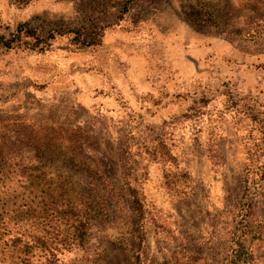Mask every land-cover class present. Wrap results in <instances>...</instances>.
<instances>
[{
	"label": "rangeland",
	"instance_id": "374dc122",
	"mask_svg": "<svg viewBox=\"0 0 264 264\" xmlns=\"http://www.w3.org/2000/svg\"><path fill=\"white\" fill-rule=\"evenodd\" d=\"M263 15L264 0H0V32L55 34L0 45V218L44 212L60 184L95 213L90 250L60 264H224L233 232L264 264V182L241 210L264 148Z\"/></svg>",
	"mask_w": 264,
	"mask_h": 264
},
{
	"label": "trees",
	"instance_id": "16d2710c",
	"mask_svg": "<svg viewBox=\"0 0 264 264\" xmlns=\"http://www.w3.org/2000/svg\"><path fill=\"white\" fill-rule=\"evenodd\" d=\"M259 1V0H258ZM264 16V15H263ZM259 26V25H258ZM37 28L31 26L29 21L19 22L9 32V36L0 32V45L4 48H13L20 44L23 37H32L37 41L49 42L54 37V30H49L47 36L42 38L37 33ZM77 33L76 39L83 44H90L86 38H81V32ZM165 147L164 143H162ZM152 155H156L153 150ZM164 162H171L173 154L169 150L161 152ZM252 164L255 161L256 167L252 170L255 178L249 176L245 179L243 200L241 210L245 220L251 209L254 207V198L260 193L264 182V148H259L251 153ZM179 172V171H178ZM130 169L125 180V190L130 198V207L137 217V222L131 232L139 245L143 244L146 236L144 229L145 208L137 187L130 181L132 175ZM180 176L185 174L181 172ZM252 183L248 182V179ZM250 190V191H249ZM65 188L60 184L51 185L47 192L48 208L38 214L31 208L26 218H17L6 212L0 218V258L8 264H60L61 256L65 252L90 250V229L95 217L93 203L88 201L79 205L74 200L65 196ZM245 223L244 220L241 221ZM254 231V230H251ZM247 233H232L229 239L228 249L231 252L225 259L224 264H257L254 253L246 246L244 236Z\"/></svg>",
	"mask_w": 264,
	"mask_h": 264
}]
</instances>
